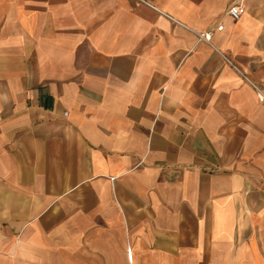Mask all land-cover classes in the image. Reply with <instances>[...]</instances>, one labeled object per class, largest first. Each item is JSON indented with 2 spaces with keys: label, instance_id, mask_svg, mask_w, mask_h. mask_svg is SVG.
Listing matches in <instances>:
<instances>
[{
  "label": "crops",
  "instance_id": "0c3cea01",
  "mask_svg": "<svg viewBox=\"0 0 264 264\" xmlns=\"http://www.w3.org/2000/svg\"><path fill=\"white\" fill-rule=\"evenodd\" d=\"M257 91L264 0H0V264H264Z\"/></svg>",
  "mask_w": 264,
  "mask_h": 264
},
{
  "label": "built area",
  "instance_id": "2783aa9c",
  "mask_svg": "<svg viewBox=\"0 0 264 264\" xmlns=\"http://www.w3.org/2000/svg\"><path fill=\"white\" fill-rule=\"evenodd\" d=\"M242 13V8L238 4H232L230 5L226 10V15L229 19L232 21H236L239 16ZM216 29H220V26H217ZM201 39L208 41L209 40V34H203L200 36ZM258 99L260 101L264 100V97L260 95V93L257 91ZM112 181V179H110ZM127 257H129L128 251H127Z\"/></svg>",
  "mask_w": 264,
  "mask_h": 264
}]
</instances>
